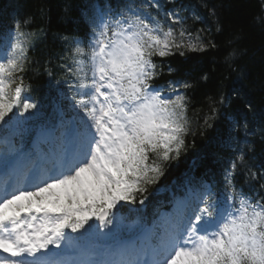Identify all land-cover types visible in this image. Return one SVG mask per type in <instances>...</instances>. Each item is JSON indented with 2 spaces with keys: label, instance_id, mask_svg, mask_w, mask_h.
I'll use <instances>...</instances> for the list:
<instances>
[{
  "label": "snow or ice",
  "instance_id": "obj_1",
  "mask_svg": "<svg viewBox=\"0 0 264 264\" xmlns=\"http://www.w3.org/2000/svg\"><path fill=\"white\" fill-rule=\"evenodd\" d=\"M161 7L159 0L119 10L90 6V34L71 41L64 57L71 111L58 93V123L36 129L46 152H25L12 139L39 112L21 75L30 34L19 20L0 32V264H264V195L245 193L235 179L245 166L243 149L225 170L222 201L211 185L190 190L160 223L142 226L136 239L122 238V202L144 204L148 186L163 174L158 161L178 157L189 132V98L180 89L191 85L170 81L165 95L153 57L216 47L184 28L175 11H165L166 26L157 18ZM236 55H226L230 67ZM216 103L228 101L222 95ZM245 107L253 109L250 102ZM218 113L213 107L211 119ZM229 119L249 134L246 116ZM247 175L264 180L250 168Z\"/></svg>",
  "mask_w": 264,
  "mask_h": 264
},
{
  "label": "trees",
  "instance_id": "obj_2",
  "mask_svg": "<svg viewBox=\"0 0 264 264\" xmlns=\"http://www.w3.org/2000/svg\"><path fill=\"white\" fill-rule=\"evenodd\" d=\"M92 1L0 0V28L10 29L19 20L30 34L28 62L21 75L37 95L44 94V85L49 87L54 80L60 81L59 84L64 81V57L73 47L71 41L85 34V13L90 18L87 9ZM181 1L197 8L204 20L199 24L203 30L200 34L205 43L211 41L216 47L202 52L185 51L183 56L176 52L162 59L153 58L162 69L156 83L179 80L191 85L187 92L192 121L188 128L190 137L185 136L186 146L174 161L161 166L163 174L156 183L177 181L191 170L198 177L212 179L220 197L225 194V170L243 149L246 162L243 168L237 169V186L245 193L264 195V189L260 188L264 180H252L247 175L249 168L264 175V120L261 119L264 113V0ZM28 18L31 23L25 25ZM232 50L237 55L230 67L225 57ZM169 66L174 69L171 73ZM222 95L228 101L225 105L216 103ZM246 102L253 105L251 111L245 107ZM213 107L219 109L215 119H211ZM230 116L236 120L246 116L250 132L245 136L239 130L241 145L228 150L229 128L233 129Z\"/></svg>",
  "mask_w": 264,
  "mask_h": 264
}]
</instances>
